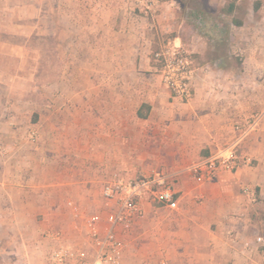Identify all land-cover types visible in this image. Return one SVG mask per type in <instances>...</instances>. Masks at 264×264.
<instances>
[{
    "label": "crops",
    "instance_id": "crops-1",
    "mask_svg": "<svg viewBox=\"0 0 264 264\" xmlns=\"http://www.w3.org/2000/svg\"><path fill=\"white\" fill-rule=\"evenodd\" d=\"M255 5L236 26L235 9L194 21L177 0H0V264L42 258L47 230L86 247L74 210L104 217L95 186L134 167L175 179L177 209L145 196L121 264H264V0ZM186 29L195 78L178 102L150 55ZM232 148L234 172L191 174Z\"/></svg>",
    "mask_w": 264,
    "mask_h": 264
},
{
    "label": "built area",
    "instance_id": "built-area-1",
    "mask_svg": "<svg viewBox=\"0 0 264 264\" xmlns=\"http://www.w3.org/2000/svg\"><path fill=\"white\" fill-rule=\"evenodd\" d=\"M153 59L158 63L156 70L161 82L171 95L180 101H188L192 96L195 78L189 53L178 45L168 44L154 53ZM255 118L237 125L235 130L247 131ZM30 139H35L34 133L30 134ZM243 163L249 165L251 160L244 158ZM238 166L239 159L232 148L223 155L196 163L190 171L196 180L203 182L212 180L220 171L234 172ZM176 194L173 184L159 171H152L137 180L110 179L101 189L104 217L84 216L77 209L74 210L72 230L82 235L86 247H78L65 241L58 230H47L43 239L53 243V247L42 258L1 264H121L125 251V241L121 235L128 233L134 221L142 217V199L147 196L157 204L176 210ZM256 243L262 245V239L256 238Z\"/></svg>",
    "mask_w": 264,
    "mask_h": 264
},
{
    "label": "rangeland",
    "instance_id": "rangeland-1",
    "mask_svg": "<svg viewBox=\"0 0 264 264\" xmlns=\"http://www.w3.org/2000/svg\"><path fill=\"white\" fill-rule=\"evenodd\" d=\"M178 2V6H179V13H184L186 14L187 12H190V11H193L195 9H199L201 12H206V13H212L214 15V17H216L218 15L219 12H225L229 5L232 3H234L235 5V11H234V17H236L235 19H237L238 21H243V20H246L247 18V15H250V12L253 11V9H255V4L256 3H259V0H177ZM251 18V17H250ZM218 20H216L217 22ZM228 21L229 19L228 18H220V21L217 22L216 24L218 25L219 28H221L222 30L224 31H227V33L229 34L230 33V30L228 31ZM233 31V30H232ZM197 34L200 38L199 40L196 39L197 42H201L202 40H206L207 38H209L210 36L204 37V35H202L201 33H195ZM231 34V33H230ZM190 35H191V30L190 29H186L183 33H181V36L183 37V42L182 43H178V44H175V45H178L180 47H182L185 51H187L192 59V61L195 59L193 54L190 52L189 50V40L190 39ZM232 35H233V32H232ZM222 37V36H221ZM225 35H223V39L221 42L222 45L220 46V49H222L223 52H227L225 49L226 48V44H224V38ZM227 42H230V44L233 42L232 38H230V36L228 35L227 36ZM207 42V41H206ZM209 43V42H207ZM168 44H172L173 45V42H170V43H167L165 45H163L162 47H160L159 49H157V51H154L151 53L150 57L153 61V63H156V61H154L153 59V54L160 51L161 49H163L165 46H167ZM228 54H230V56H232L233 58L235 59H239L240 58V54H239V51H236V52H232V50L230 49ZM53 56L51 55V63L54 62V58ZM52 65H55L54 66V73L56 72L57 70V64H52ZM156 65H158V63H156ZM52 69V67H51ZM53 72L51 74H53ZM178 102H184V101H180L178 99H174ZM150 174V173H149ZM149 174H143V172L138 168L136 169L134 167V169L132 170H128L126 171V173H124L122 176L120 175H117V174H108L107 177H104L102 178L101 180H99V183H97V185L95 186L96 189L98 190V192L100 191L101 192V189H102V186L107 182L109 181L110 179H114V178H123L125 180H137V179H140L141 177L143 176H147ZM164 175L166 176V173H164ZM166 179L171 182L172 184L176 183V180L175 179H172V178H169L166 176ZM84 216H89V215H95L94 212H85L83 213ZM262 232H259L258 234V237H260L262 239V244H263V249H264V232L263 234H261Z\"/></svg>",
    "mask_w": 264,
    "mask_h": 264
},
{
    "label": "trees",
    "instance_id": "trees-1",
    "mask_svg": "<svg viewBox=\"0 0 264 264\" xmlns=\"http://www.w3.org/2000/svg\"><path fill=\"white\" fill-rule=\"evenodd\" d=\"M256 8L257 6L255 5V9ZM234 9H235L234 4L231 3L228 9L224 13L229 15L234 11ZM187 14L189 15V17H192L194 21H200V19L202 18L203 12H201L199 9H195L193 11L187 12ZM232 23L236 26L240 25V22L236 21L235 19H232Z\"/></svg>",
    "mask_w": 264,
    "mask_h": 264
}]
</instances>
